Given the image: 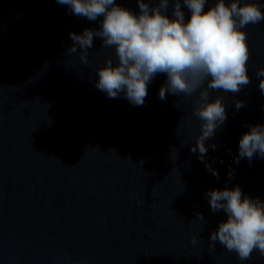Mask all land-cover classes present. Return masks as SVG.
I'll use <instances>...</instances> for the list:
<instances>
[{
    "label": "water",
    "instance_id": "water-1",
    "mask_svg": "<svg viewBox=\"0 0 264 264\" xmlns=\"http://www.w3.org/2000/svg\"><path fill=\"white\" fill-rule=\"evenodd\" d=\"M118 2L137 10L136 0ZM93 26L56 0H0V264H264L255 249L240 261L213 245L224 213L205 197L239 185L264 199V159H233L247 125L264 123V22L243 29L250 83L214 93L227 118L203 159L191 151L192 100L161 101L162 74L142 106L95 87L114 50L95 38L87 65L67 52L69 33Z\"/></svg>",
    "mask_w": 264,
    "mask_h": 264
},
{
    "label": "clouds",
    "instance_id": "clouds-1",
    "mask_svg": "<svg viewBox=\"0 0 264 264\" xmlns=\"http://www.w3.org/2000/svg\"><path fill=\"white\" fill-rule=\"evenodd\" d=\"M56 2L69 14L96 24L69 33V55L79 50L81 63L87 65L95 38L102 47L114 50V59L107 58L95 68L99 91L142 106L147 86L162 74L157 92L161 101L166 93L192 100L199 134L191 151L203 159L208 146L215 148L206 142L227 116L224 96L214 93H237L250 83L243 29L264 22V4L258 0H136L133 11L118 0ZM257 85L264 95V67L257 72ZM233 103L237 110L244 106L240 100L233 99ZM254 155L264 159V123L247 125L233 159L250 163ZM208 170L218 176L210 166ZM205 197L211 211L224 213L209 232L213 245L218 242L235 252L240 261L248 259L254 249L264 255V199L243 194L239 185L207 189ZM197 218L204 222L201 214Z\"/></svg>",
    "mask_w": 264,
    "mask_h": 264
}]
</instances>
